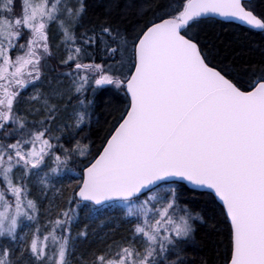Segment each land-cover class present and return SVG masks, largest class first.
<instances>
[{
    "label": "snow or ice",
    "instance_id": "1",
    "mask_svg": "<svg viewBox=\"0 0 264 264\" xmlns=\"http://www.w3.org/2000/svg\"><path fill=\"white\" fill-rule=\"evenodd\" d=\"M0 264H264V0H0Z\"/></svg>",
    "mask_w": 264,
    "mask_h": 264
},
{
    "label": "trees",
    "instance_id": "2",
    "mask_svg": "<svg viewBox=\"0 0 264 264\" xmlns=\"http://www.w3.org/2000/svg\"><path fill=\"white\" fill-rule=\"evenodd\" d=\"M234 30V29H233ZM92 227H96V225H92Z\"/></svg>",
    "mask_w": 264,
    "mask_h": 264
}]
</instances>
